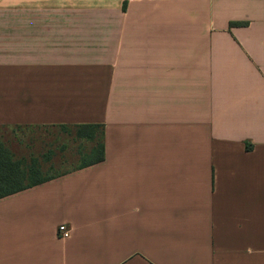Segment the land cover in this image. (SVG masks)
I'll return each mask as SVG.
<instances>
[{"label": "crops", "instance_id": "1", "mask_svg": "<svg viewBox=\"0 0 264 264\" xmlns=\"http://www.w3.org/2000/svg\"><path fill=\"white\" fill-rule=\"evenodd\" d=\"M80 125L105 160L0 199V264H264V0H0V127Z\"/></svg>", "mask_w": 264, "mask_h": 264}, {"label": "rangeland", "instance_id": "2", "mask_svg": "<svg viewBox=\"0 0 264 264\" xmlns=\"http://www.w3.org/2000/svg\"><path fill=\"white\" fill-rule=\"evenodd\" d=\"M0 144L24 167H39L41 178L77 169L93 147V143L78 139L75 129L42 126L0 127Z\"/></svg>", "mask_w": 264, "mask_h": 264}, {"label": "trees", "instance_id": "3", "mask_svg": "<svg viewBox=\"0 0 264 264\" xmlns=\"http://www.w3.org/2000/svg\"><path fill=\"white\" fill-rule=\"evenodd\" d=\"M238 25L241 26V24ZM61 128L75 129L78 139L93 143L90 153L83 156L82 165L73 171L100 164L105 160L103 125L62 126ZM62 175L64 174L41 178L39 167H24L22 162L15 161L9 150L0 144V199L49 182Z\"/></svg>", "mask_w": 264, "mask_h": 264}, {"label": "built area", "instance_id": "4", "mask_svg": "<svg viewBox=\"0 0 264 264\" xmlns=\"http://www.w3.org/2000/svg\"><path fill=\"white\" fill-rule=\"evenodd\" d=\"M139 1H141V0H127L128 3H135V2H139ZM58 234H59L60 238L67 239L70 236V231L66 226H61L59 228Z\"/></svg>", "mask_w": 264, "mask_h": 264}]
</instances>
